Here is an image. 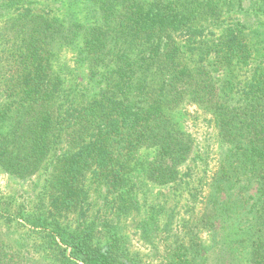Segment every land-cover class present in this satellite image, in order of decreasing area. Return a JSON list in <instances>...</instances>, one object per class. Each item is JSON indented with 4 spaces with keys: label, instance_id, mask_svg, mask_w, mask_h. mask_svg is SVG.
I'll return each mask as SVG.
<instances>
[{
    "label": "trees",
    "instance_id": "16d2710c",
    "mask_svg": "<svg viewBox=\"0 0 264 264\" xmlns=\"http://www.w3.org/2000/svg\"><path fill=\"white\" fill-rule=\"evenodd\" d=\"M34 4L0 1V167L24 179L32 161L60 155L58 212L74 205L88 168L122 173L143 150L156 155L154 181L176 184L193 146L173 112L206 109L225 147L204 214L219 229L216 264H264V24L227 23L218 0H65L58 18ZM66 52L72 63L59 61ZM238 72L250 79L234 105L224 103ZM0 219V228L11 221ZM31 222L47 232L53 264H126L48 217ZM10 246L0 231V264H17ZM215 249L167 264H206Z\"/></svg>",
    "mask_w": 264,
    "mask_h": 264
},
{
    "label": "rangeland",
    "instance_id": "374dc122",
    "mask_svg": "<svg viewBox=\"0 0 264 264\" xmlns=\"http://www.w3.org/2000/svg\"><path fill=\"white\" fill-rule=\"evenodd\" d=\"M64 1L34 0L33 8L36 13L58 18L65 13V6L59 4ZM218 2L227 23L232 17L264 24V0H246L248 13L230 8L231 0ZM211 31L220 34L222 29ZM256 56H264V47L259 48ZM72 59L73 55L66 52L59 61L72 63ZM232 79L233 87L226 86L221 100L234 105L239 97L237 92L247 84L250 73L238 72ZM173 116L193 146L176 184L160 185L154 181L149 166L156 155L143 150L122 173L113 168L101 174L95 166L88 168L81 177L74 205L68 208L66 204L58 212L54 199L59 194L53 184L60 155H48L43 164L32 161L34 173L24 179L0 167V215L11 219L0 231L11 244L12 263H55L56 256L47 249L49 244L43 237L47 232L30 225L43 216L56 221L69 234L89 237L93 249L108 251L126 264H167L177 262L187 251L203 254L204 248L215 249L213 240L219 229L207 223L204 214L212 177L220 168L225 147L208 110L187 105L177 108ZM119 156H115L113 164L120 160ZM2 222L4 219H0V225ZM218 251V247L211 251L206 264L219 262ZM17 257L22 263H18Z\"/></svg>",
    "mask_w": 264,
    "mask_h": 264
}]
</instances>
